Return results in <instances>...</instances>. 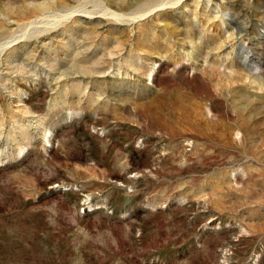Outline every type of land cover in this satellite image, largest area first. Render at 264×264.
Wrapping results in <instances>:
<instances>
[{"label": "rangeland", "instance_id": "rangeland-1", "mask_svg": "<svg viewBox=\"0 0 264 264\" xmlns=\"http://www.w3.org/2000/svg\"><path fill=\"white\" fill-rule=\"evenodd\" d=\"M0 264H264V0H0Z\"/></svg>", "mask_w": 264, "mask_h": 264}]
</instances>
